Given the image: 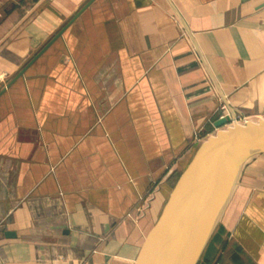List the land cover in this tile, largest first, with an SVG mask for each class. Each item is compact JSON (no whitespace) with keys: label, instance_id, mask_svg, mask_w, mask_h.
<instances>
[{"label":"crops","instance_id":"obj_1","mask_svg":"<svg viewBox=\"0 0 264 264\" xmlns=\"http://www.w3.org/2000/svg\"><path fill=\"white\" fill-rule=\"evenodd\" d=\"M86 1L0 0V89ZM222 104L264 113V0L92 1L0 94V264H133ZM196 264H264V152Z\"/></svg>","mask_w":264,"mask_h":264},{"label":"water","instance_id":"obj_2","mask_svg":"<svg viewBox=\"0 0 264 264\" xmlns=\"http://www.w3.org/2000/svg\"><path fill=\"white\" fill-rule=\"evenodd\" d=\"M87 0L0 89L20 77L50 44L88 7ZM203 140L180 173L162 211L140 246L133 264H196L230 196L243 164L264 152V119L227 125ZM226 126L225 128H222ZM7 236L11 233H5Z\"/></svg>","mask_w":264,"mask_h":264},{"label":"rangeland","instance_id":"obj_3","mask_svg":"<svg viewBox=\"0 0 264 264\" xmlns=\"http://www.w3.org/2000/svg\"><path fill=\"white\" fill-rule=\"evenodd\" d=\"M0 13H1V11H0ZM242 116L243 117H245L248 121H257V120H259V119H264V113H259L258 115H245V114H239V116L238 115H235V119H236V121L237 122H242ZM239 118V119H238ZM233 122L234 121H231L230 123H229V125H232L233 124ZM213 126V125H212ZM226 126H223L222 128H225ZM217 131V128H215L214 126H213V128H212V130H211V132H210V134L211 135H213L215 132ZM210 135V136H211ZM201 137H199V142H198V140H196L195 142L198 144V143H201L203 140H205L206 138H204V137H202L201 139H200ZM201 140V141H200ZM218 224V222L216 223V225Z\"/></svg>","mask_w":264,"mask_h":264},{"label":"built area","instance_id":"obj_4","mask_svg":"<svg viewBox=\"0 0 264 264\" xmlns=\"http://www.w3.org/2000/svg\"><path fill=\"white\" fill-rule=\"evenodd\" d=\"M219 110H220L221 113H220V115H219L218 118L226 117L227 120H228V123H227L228 126H230L229 123H230L231 121H234L233 124H235V123H244L245 121H248L245 117L242 116V119H243L242 122H237L236 119H235V116L230 117V116L228 115V113H226V111H225V110H226V106H225L224 104H222V105L219 106ZM224 111H225V112H224ZM238 116H239V115H238ZM238 119H239V118H238ZM233 124H232V125H233Z\"/></svg>","mask_w":264,"mask_h":264}]
</instances>
